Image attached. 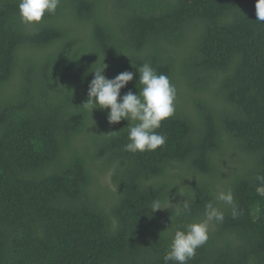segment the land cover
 I'll list each match as a JSON object with an SVG mask.
<instances>
[{"label": "trees", "instance_id": "trees-1", "mask_svg": "<svg viewBox=\"0 0 264 264\" xmlns=\"http://www.w3.org/2000/svg\"><path fill=\"white\" fill-rule=\"evenodd\" d=\"M255 3L60 0L26 26L18 0H0V264H165L174 231L203 220L208 202L224 220L188 264H264ZM102 63L107 79L134 73L121 96L138 93L145 63L176 87L161 148L124 151L128 121L83 106ZM227 190L235 219L215 199ZM153 200L167 209L152 212ZM183 201L190 213L177 215Z\"/></svg>", "mask_w": 264, "mask_h": 264}, {"label": "clouds", "instance_id": "clouds-1", "mask_svg": "<svg viewBox=\"0 0 264 264\" xmlns=\"http://www.w3.org/2000/svg\"><path fill=\"white\" fill-rule=\"evenodd\" d=\"M60 0H18L17 14L22 24L36 26L45 14H54ZM257 22L264 21V0H256L254 5ZM107 68L104 63L92 72L93 79L88 85L87 100L83 104L91 113L93 109H108L109 124H118L127 120L128 142L123 150L130 153H144L161 148L167 140L166 135L158 132L161 122L171 117L175 112L176 87L168 76L158 74L149 64L145 63L137 69L140 85L138 93L131 90L120 95L123 89L133 80L134 73L125 71L113 79H107L102 73ZM119 98V99H118ZM115 133V132H113ZM257 180L264 182V176H257ZM258 191H264V186ZM215 199L223 202L232 209L235 219L238 211L231 190L220 191ZM171 205V203L169 202ZM167 209V208H164ZM158 200H153L151 211L164 210ZM191 205L183 201L176 214L190 213ZM224 213L212 202L205 205L204 219L178 227L163 256L165 264H188L196 255L198 248L208 240L210 222H223Z\"/></svg>", "mask_w": 264, "mask_h": 264}]
</instances>
